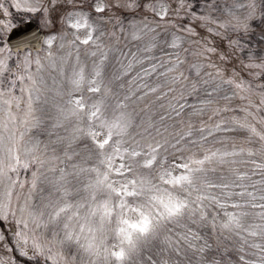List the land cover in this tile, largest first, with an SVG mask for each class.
Segmentation results:
<instances>
[{"label":"rangeland","instance_id":"rangeland-1","mask_svg":"<svg viewBox=\"0 0 264 264\" xmlns=\"http://www.w3.org/2000/svg\"><path fill=\"white\" fill-rule=\"evenodd\" d=\"M164 2L170 5L167 17H161L158 10L153 11L148 7L152 4L158 9L160 0H107L109 7L103 11L95 7L97 0H39L43 7L39 6L38 0H0V50H4L7 45L6 51H0V60L5 61L0 66V87L12 88L13 94L19 97V101L13 105V112L20 120V131H23V115L29 100L28 86L32 83L29 73L35 77L37 87L41 89L40 98L34 101L38 123L26 132L25 141H39L42 148L47 146L49 155L59 157L56 167L67 169L70 173L68 180L75 190L71 199L88 200L89 193L84 185L88 183L89 173H73L72 165L85 160L86 152L93 149L90 137H80L76 142H70L75 121L69 119L57 123L58 105L67 99L69 78L73 71L83 66L86 74L91 77L95 65L100 62L101 53L97 51L96 45H85L78 41L77 47L67 43L75 39L74 33L78 32L83 36L86 32V29L76 30L64 21L65 14L73 10V5L81 7L89 14L91 21L98 25L96 35L110 46L103 62L101 79L112 91L111 94L103 91L93 93L88 91L92 86L87 85L75 95H83L88 104L104 97L109 116L118 110V102L124 100L127 110L133 116L135 123L132 132L137 138L144 137L145 142H149L150 135L152 139L168 141L161 154L168 155L169 165L173 160L179 165L185 162L181 157L193 154L199 158L206 148L228 152L237 148L254 149L252 153L236 152L235 155L226 157L225 163L217 161L206 164L207 170L197 173L193 199L197 190L204 193L207 217L201 218L197 212L195 215L186 214L181 220H187L183 222H170L159 235L142 242L130 264H164L165 261L168 264H208V261L213 260L217 264H252L253 261L264 258L261 255L264 250V229L258 227L262 222L259 215L261 209L253 207L264 204V200L260 199L264 195V184L259 182L264 180V170L255 163H264V139L251 129L237 124L236 120L246 119L258 132H264V107H257L261 103L260 93L264 92V69L250 64L248 60L249 52L256 57V64L264 60V15H260L264 13V0H256L258 13L251 20V27L247 31L235 29L231 25L225 29L215 21L245 15L247 9H239L236 5L247 4L248 0H188L199 17L210 15L212 21L194 19L186 8H180L182 0ZM18 3L21 5L19 8ZM32 8L36 10L32 11ZM45 16L48 23L44 22ZM32 17L47 32L42 48H26L19 52L11 50L7 43L10 29L17 22ZM133 22H140L135 24V28L148 24L153 32L134 38ZM189 24L194 31L185 34L184 29ZM213 28H216L215 32L211 31ZM174 34L185 37L182 46H172ZM49 36L57 37L51 45L47 43ZM61 36L63 40L59 38ZM153 36L156 37L155 40H152ZM189 40L197 43H189ZM201 40L207 42L209 47L216 48L217 52L209 53L207 62L197 72L193 65L203 58L194 53L198 51V42ZM235 40L242 42V52L230 44V41ZM150 41L156 47H148ZM49 52L53 54L51 57ZM26 55L29 56L30 67L23 63ZM177 56L181 60L179 70L183 72L184 78L166 72V69L173 66ZM37 58L41 61L40 65L35 62ZM133 60L129 68L128 65ZM150 65L154 66V70ZM211 65L222 69L223 81L217 78L218 74ZM135 68L138 69L134 70ZM21 76L24 78L20 79ZM229 77L236 81H247L251 90L241 92L235 84L228 81ZM194 82L196 87L193 89ZM33 95L35 96V88ZM249 99L252 103H249ZM204 101L210 103H202ZM0 108H3L2 104ZM3 115L0 111V118ZM221 121L224 123L221 124ZM217 124L220 125L219 130H213L212 126ZM205 125L208 126L207 129ZM188 128H191L193 134L175 145V141ZM0 131H4L3 128ZM210 131L212 135H208ZM200 136L205 139L200 140ZM89 163H95V160H90ZM37 171V185L33 189L32 174ZM144 171L146 174L150 171L152 176H156L158 169L149 170L146 167ZM179 171L181 169L177 168V174ZM239 172L247 175L241 177ZM11 175L14 180L19 176L12 190L14 207L17 202L23 205L25 199H28L31 206L43 209L48 201L55 200L59 195L54 182V177L59 172L49 171L47 166L39 169L35 165L20 168ZM113 178L119 179L116 176ZM205 182L211 187L206 188ZM9 183L7 179L0 181V200L4 198ZM222 185L228 187H221ZM253 189L256 190L254 199L248 195ZM114 200L118 204V197H114ZM220 201L225 203L222 205ZM233 201H240L241 207L237 208ZM244 201L251 203L244 204ZM129 203L135 205L136 198H129ZM83 211L81 210L82 214ZM240 211L245 213L242 218L243 229L233 232L218 227L220 221L227 219L228 213ZM125 215L134 219L137 214L126 209ZM213 219L217 225H213ZM115 220L113 214V222L106 227L114 229ZM63 222L62 219L57 224L41 227L37 232H43L46 236L57 232L62 237ZM21 227L16 217L0 216V235L4 236L0 240V259L11 256L13 264H51L42 255H33L31 251L25 255L21 251L20 245L16 243V233ZM249 228L252 229L251 232L248 231ZM190 232H194L199 239L193 237L192 240H186L185 236ZM165 236L170 238V242L165 240ZM108 243L118 247V237L114 231L108 234ZM192 243L197 248H192ZM204 245L207 247L204 248ZM201 248H204L203 252L200 251ZM65 255L74 258L73 264H88V257L74 241L67 245Z\"/></svg>","mask_w":264,"mask_h":264},{"label":"snow or ice","instance_id":"snow-or-ice-1","mask_svg":"<svg viewBox=\"0 0 264 264\" xmlns=\"http://www.w3.org/2000/svg\"><path fill=\"white\" fill-rule=\"evenodd\" d=\"M39 3V0H38ZM43 7L42 3H39ZM17 7H21L18 3ZM95 7L103 11L109 7L107 0H97ZM148 7L153 11L159 12L161 17H167L170 11V5L164 0H160L158 9L156 6L149 4ZM239 9H247L243 16L235 15L230 20H216L215 23L223 28H228L230 25L238 30L247 31L251 27V20L257 15L259 6L256 0H248L247 4H237ZM181 9L187 10L193 18L212 21L210 15L199 17L198 12L193 11V4L188 0H182ZM35 11L36 8H32ZM264 15V13H260ZM64 21L71 25L74 29H86L83 36L78 32L74 33L75 39L67 41L68 44L76 45L78 41L83 44H93L97 46V51H100V62L95 65L94 74L89 77L85 68L81 66L78 70H74L69 78L70 90L67 92V99L63 104L58 105L57 123H63L69 119L75 121L71 129L70 142H76L80 137H90L93 149L86 152V159L72 165L73 173H89L88 183L84 187L88 190V200L71 199L75 191L71 186L68 177L70 173L67 169H57L56 162L59 157L49 155L47 146L41 147L39 141H25V134L38 123L36 115L35 100H38L41 95V89L37 87L35 77L29 73V78L32 83L28 86V105L27 110L23 115L24 130L20 131V120L17 114L13 112V105L19 101V97L13 94L12 88L4 89L0 87V104L3 108L0 111L4 113L0 118V181L7 179L10 181L4 198L0 200V216L7 218L12 215L17 218L18 223L22 226L16 233V243L20 245L21 251L28 255L31 251L33 255H42L51 261V264H73L74 258L65 255V250L70 242H75L79 249L88 257V264H130L132 257L140 250L142 242L151 237H155L161 233L164 227L170 222L181 220L186 214L195 215L199 212L201 218H206L208 213L205 211L204 193L197 190L195 199H193V189L198 180L197 173L206 171V164H213L217 161L225 163L226 157L235 155L236 152H254V149L237 148L232 152L221 151L219 149H204L203 153L197 158L194 154L188 157H181L185 162L177 165L176 161L168 162V155L161 154L164 144L167 140H155L149 135V142H145L144 137L137 138L132 132L134 119L132 114L127 110L124 100H120L117 104V111L109 116L107 114V105L105 98L88 104L83 95H75L74 93L81 91L87 85L92 87L88 91L93 93H101L102 91L111 94V88L106 86L102 79V66L107 58L109 45L104 44L101 37L96 35L98 25L91 21L90 16L81 7L73 5V10L65 14ZM45 23L48 19L45 16ZM132 35L134 38H141L147 33H152L153 29L148 24H143L141 28H135ZM194 29L189 24L184 29L185 34L192 33ZM215 32L216 28L211 29ZM63 40V36L59 37ZM55 36L47 37V43L51 45ZM156 37L153 36L152 40ZM184 36L173 35L172 46H182ZM196 44V41H188ZM199 43V49L194 53L202 60H198L196 67L197 72L201 70L204 63L209 58V53H216L217 49L209 47V44L204 40ZM234 48L243 51V44L240 40L230 41ZM29 45L27 42H22L19 48L26 49ZM63 47V44L61 45ZM148 47H156L151 41ZM102 49V51H101ZM7 45L4 50L6 51ZM95 54V52L93 53ZM49 57L53 54L48 53ZM221 55H223L221 53ZM79 58V57H78ZM172 59L171 57L169 58ZM248 60L261 69H264V60L256 64V57L249 52ZM36 64L40 65L39 58L36 59ZM131 61L128 65L130 68ZM23 63L26 67H30L29 56L24 57ZM5 61L0 60V66L4 65ZM181 60L177 56L172 67L166 69V72L175 73L177 76L184 78V74L179 70ZM218 74L217 78L223 81L222 69L216 65H211ZM153 67L154 70V66ZM147 74V73H146ZM210 75V74H209ZM24 77H20L23 79ZM230 83L236 85L241 92H249L251 85L247 81H236L232 77L228 78ZM207 83V81H205ZM193 89L196 87L194 82ZM35 88V96L33 89ZM155 91V89H150ZM215 91V89H213ZM261 103L257 107H264V92L260 93ZM202 103H210L204 101ZM249 103L252 100L249 99ZM179 106V105H178ZM182 107V106H179ZM224 123L221 121V124ZM236 123L242 127L252 130V132L264 139V132H258L255 126L249 123L246 119H237ZM205 125V129H207ZM213 130H219L220 125H213ZM99 129V130H98ZM146 131V129L144 130ZM102 134V138H101ZM192 130L188 128L184 131L179 140L175 141V145H179L186 136H191ZM212 135V132H208ZM204 140V136L199 137ZM175 145H173L175 147ZM182 150V149H178ZM67 155V153H65ZM75 155V153H74ZM90 160H95V163H89ZM257 167L264 170V163L255 162ZM40 167L47 166L49 171H58L59 175L54 177L56 191L59 194L55 200H50L46 203L43 209H37L30 205L29 200L25 199L23 205L17 202L13 206L12 190L16 186V181L12 177V173L20 168H28L31 166ZM158 169L156 176H152L149 171L147 174L144 169ZM181 171L177 174L176 169ZM239 176L247 175L245 172H239ZM119 177L114 179L113 177ZM38 171L32 174V188L37 185ZM264 184V180L259 181ZM163 185H167L164 187ZM205 187L210 188L211 185L205 182ZM221 187L227 188L228 185ZM243 187V186H242ZM246 192V189H244ZM256 190L253 189L249 196L255 198ZM242 194H244L242 192ZM231 195V193H228ZM118 197V204L114 200ZM129 198H136V204H130ZM216 199V197H209ZM261 200H264V195H261ZM223 205L225 202L220 201ZM237 208L241 207L240 201H233ZM244 204H250L251 201H244ZM261 209L259 215L262 218L261 224L258 226L264 229V204L253 205ZM135 212L136 217L129 218L125 215V210ZM83 211V214L81 213ZM113 214H115V228L109 229L106 225L113 222ZM245 215L243 211L230 212L227 214V219L219 222L218 227L221 230L237 231L243 229L242 218ZM98 217V220H97ZM63 219V236L53 232L51 236L44 235L43 232H37L41 227H47L49 224H57ZM213 225H217L215 219L212 220ZM114 231L118 237V247L108 243V234ZM248 231H252L251 228ZM257 234V233H253ZM183 236L184 234L181 233ZM193 237L199 239L194 232H190L185 236L186 240H192ZM4 236L0 235V240ZM165 240L170 242V238L165 236ZM7 247V246H6ZM192 248H197L195 243L191 244ZM207 245H204L206 248ZM259 247V245H257ZM204 248L200 251L203 252ZM264 257V250L261 253ZM0 264H13V257H5L0 259ZM164 264H168L167 261ZM208 264H217L216 261H208ZM252 264H264V258L253 261Z\"/></svg>","mask_w":264,"mask_h":264},{"label":"water","instance_id":"water-1","mask_svg":"<svg viewBox=\"0 0 264 264\" xmlns=\"http://www.w3.org/2000/svg\"><path fill=\"white\" fill-rule=\"evenodd\" d=\"M43 36L44 32L37 23L27 21L11 30L8 36V43L14 51L23 50V48H19L22 42H27L29 47L33 49H40Z\"/></svg>","mask_w":264,"mask_h":264},{"label":"trees","instance_id":"trees-1","mask_svg":"<svg viewBox=\"0 0 264 264\" xmlns=\"http://www.w3.org/2000/svg\"><path fill=\"white\" fill-rule=\"evenodd\" d=\"M22 21V20H21ZM21 21L17 22V23H20ZM16 23V24H17ZM138 68H135L134 70H137ZM183 220H187V219H183ZM183 220H181L183 222ZM40 263V262H39Z\"/></svg>","mask_w":264,"mask_h":264}]
</instances>
